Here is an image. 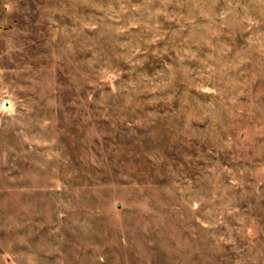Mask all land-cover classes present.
<instances>
[{
	"label": "rangeland",
	"instance_id": "rangeland-1",
	"mask_svg": "<svg viewBox=\"0 0 264 264\" xmlns=\"http://www.w3.org/2000/svg\"><path fill=\"white\" fill-rule=\"evenodd\" d=\"M0 264H264V0H0Z\"/></svg>",
	"mask_w": 264,
	"mask_h": 264
}]
</instances>
